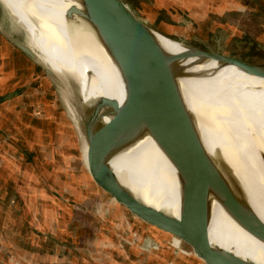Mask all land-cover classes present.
<instances>
[{"label": "bare ground", "instance_id": "bare-ground-1", "mask_svg": "<svg viewBox=\"0 0 264 264\" xmlns=\"http://www.w3.org/2000/svg\"><path fill=\"white\" fill-rule=\"evenodd\" d=\"M76 1L0 0V4L22 27L27 46L53 78L62 79L70 87L82 116L94 115L97 128L106 129L114 120L131 126L141 117L116 119V110L109 106L115 103L120 108H128L132 103L121 73L91 33L70 22L66 14L70 7L77 6ZM156 38L167 52L184 51L180 44L168 38L159 35ZM221 63L222 67L217 69L215 62H205L185 70L178 79V86L194 115L204 149L232 170L251 208L264 223V165L260 158V154L264 155V75L246 71L255 78L251 80L228 62ZM230 85L246 89L249 99L227 89ZM88 87L96 96L97 106L93 111L89 99L84 97L89 95ZM224 94L228 97L222 98ZM239 105L250 113L255 123L254 135L245 133L237 124ZM70 109L77 120L75 111ZM125 142L107 156L109 167L119 182H126L139 201L177 219L182 185L172 161L149 132H136ZM83 156L88 170L86 142ZM209 208L210 244L252 264H264V254L249 240L250 235L232 220L216 199H211Z\"/></svg>", "mask_w": 264, "mask_h": 264}, {"label": "rangeland", "instance_id": "rangeland-1", "mask_svg": "<svg viewBox=\"0 0 264 264\" xmlns=\"http://www.w3.org/2000/svg\"><path fill=\"white\" fill-rule=\"evenodd\" d=\"M132 1L142 8L149 0ZM165 1L157 0L154 8L156 10L168 8L170 3ZM249 1L254 3L257 0ZM138 16L141 17L140 14ZM172 16L173 12L169 11L162 13L161 18L170 20ZM142 18L146 20L145 15ZM239 20L241 39H227L225 31H219L211 40L196 42L190 28L184 27L185 24L182 22L175 25L174 30L184 32L183 35L173 36L174 39L198 50L264 67V12L261 10L257 15L247 12ZM18 24L0 4L1 30L26 44L25 32ZM146 24L150 25V22ZM152 26L161 30V24ZM224 28L226 30L227 27L224 25ZM0 45L3 46L1 42ZM31 62L33 65L26 66L27 75L18 83L17 80L12 82V87L26 85L16 91L12 90V97L8 100L0 101V113H3L0 118V129L3 131L0 134V142L3 140L9 143L10 147L16 150V152L12 150L11 153L17 157L23 155L20 158L23 159L22 165L25 167L21 172V175L25 176L17 177L16 180L6 179L0 183V194L9 193L5 200H0V208L3 207L2 203L5 204L3 211L0 210V264H50L48 259L43 263L35 260L41 261L42 258L44 260L45 255H51V251L55 249L58 254L54 253L66 260V250L60 249L61 246L70 244L73 238L79 239L78 236L72 235V231L78 232L77 229L84 231L82 223L95 222L99 218V213H103L104 218L108 219V207L111 206L110 200H113L94 183L86 168L83 156L85 139L78 120L70 113V107L75 111L76 117L81 115V112L74 103L70 87L62 79L46 75L41 67L32 60ZM228 63L238 69L236 71L255 80L253 75L248 73L249 70ZM226 88L248 99L250 97L246 89H238L233 85ZM13 93L16 94L15 97L20 95L21 99L19 101L14 99ZM84 97L87 101L89 99L93 111L97 106L94 101L95 93L89 88V95ZM227 97V94L222 95V98ZM237 108V124L245 133L254 135L252 130L255 123L247 108L240 105ZM14 174L16 175L12 172V176ZM121 184L134 194L126 182L121 180ZM16 192L17 195L18 192L21 193L20 198L15 196ZM106 219L99 221H108ZM97 227L96 231H88L90 236L86 237L87 240L98 241L102 237L100 234L107 236L108 240L113 239L111 232H106V229L99 230ZM116 232L115 237L124 238V242H130L134 235L137 240L136 247L146 251L147 262L150 260L153 264H187L185 261L188 258L184 253L189 252L188 247L183 243L179 244L177 239L173 241L169 235L152 229L141 221L132 220L127 226L117 228ZM80 233L82 234L81 231ZM33 241L40 245L39 249L33 245ZM55 245L60 247L57 248ZM86 249H88L86 252H89L92 247ZM109 251L103 255L100 252L96 253L101 259V264L109 259V253L119 261L121 255H124V251L121 254L118 249L114 252ZM134 254L137 255L135 252ZM88 255L94 254L89 252Z\"/></svg>", "mask_w": 264, "mask_h": 264}, {"label": "water", "instance_id": "water-1", "mask_svg": "<svg viewBox=\"0 0 264 264\" xmlns=\"http://www.w3.org/2000/svg\"><path fill=\"white\" fill-rule=\"evenodd\" d=\"M76 2L77 6L70 7L66 13L70 22L89 31L106 50L121 73L127 97L132 102L128 108H120L115 103L109 105L116 110V119L141 117L131 126L126 122H116L114 118L113 123L110 122L111 125L104 129L94 126V115L88 118L79 114L77 120L87 144L88 172L94 183L137 220L188 247L194 264H252L210 244L208 224L212 198L236 224L263 244L264 223L251 208L232 170L204 149L194 115L186 106L178 79L185 70L205 62H215L217 69L222 67V61H227L262 75L264 67L185 45L173 35L155 29L149 12L132 0ZM144 15L146 20L142 18ZM146 22H150L152 27ZM0 34L41 67L46 75L53 77L27 44L1 29ZM156 35L180 44L184 51L167 52L158 43ZM11 95L3 97V100L11 98ZM144 131L154 137L179 174L182 187L177 219L136 199L109 167L107 156L118 146L126 144L125 141L135 136L136 132L143 134ZM260 155L264 165V155Z\"/></svg>", "mask_w": 264, "mask_h": 264}, {"label": "crops", "instance_id": "crops-1", "mask_svg": "<svg viewBox=\"0 0 264 264\" xmlns=\"http://www.w3.org/2000/svg\"><path fill=\"white\" fill-rule=\"evenodd\" d=\"M155 2H157V0H149L148 3L144 4L143 7H145V9L149 12L151 18L150 20L154 24H161L163 27L161 28L160 26L161 31L165 30L164 32L168 34L178 35L180 37L184 32L181 33V31H175L174 29L176 28L175 25H178V23L182 22L185 24L184 27L187 29L190 28L196 42H202L209 39L211 40L219 31H225L227 39H241V20H239L241 16L247 12H252L256 15L261 13V10L264 12V0H257L254 3H251L249 0H166L165 2H169L170 4L168 5V8L162 10H156L154 8ZM169 11L173 12V18H170V20L161 18L162 13H168ZM224 25L227 27L226 30ZM184 30L186 31L185 28ZM243 33L245 35V32ZM0 42L3 44V46L0 45V101L3 102L8 100H3V97L10 95L12 90L16 91V89L26 85H14L12 87V82L17 80L18 83L22 77H25L27 75L26 66L31 65L32 62L27 56L12 46L10 42L1 34ZM15 96L16 94L13 96V98ZM19 96L15 97L14 99L19 101L21 99V96ZM2 115L3 113H0V118ZM1 132L3 131L0 129V134ZM4 146L7 148L5 149ZM12 150L16 152L15 149L10 147L9 143H5L3 140L0 142V183L4 182L6 179L16 180L17 177L25 176L21 175L24 167L22 163H24V161L20 157L23 155H19L17 157V155L11 153ZM14 157H17V159ZM12 158H14L13 161H11ZM12 172H15L17 176L15 174L12 176ZM18 193L19 194L17 195L16 192L15 196L20 198L21 193ZM8 195L9 193L7 192L0 194V200H5ZM110 201L111 208L108 207V219L104 218L103 213H99V218L95 222L90 224L82 223V228L84 231L80 229H77L78 232L72 231V235L78 236L79 239L76 240L73 238L70 244L66 243V245L61 246L60 249L64 248L63 250H66V260H63L62 257H58L59 255H57V249L51 251V255L46 254L44 260L43 258L41 261L38 259L34 260L38 263H43L48 259L50 264H101V259H99V256L96 255L97 252H100V254L103 255V253H106L107 250L114 252L116 249H118L121 254L124 251V255L120 254V261L119 259H114L113 255H111L109 251V259L105 262H102V264H148L149 262L153 264L150 260H148L149 262L146 261L145 257H148L147 254L145 255L146 251L140 249V247H136L135 244L137 240L134 235H132L130 242H124V238L121 239L120 237H115L117 235V228H121L125 225L127 226V224L132 220H139H137L127 210H125L113 200ZM2 205L3 207L0 208V210L3 211L5 204L2 203ZM102 219H106L108 221L103 220V222H100ZM95 227H97L99 230L106 229V232H111L113 239L108 240L107 236L100 234L102 237H100L98 241L91 239L87 240L86 237L90 236L88 231H96ZM249 237V240L254 244V246L264 254V244L258 242L251 236ZM34 244L35 242L33 241V245ZM35 246L37 249L40 248L39 244H35ZM55 246L57 248L60 247L59 245ZM88 247H92L89 252H93L94 255H88L89 252H86L88 250L86 248ZM142 251L144 252L142 253ZM134 252L137 253L136 256H134ZM78 253L80 255H78ZM184 254L188 258L187 261L184 260L185 263L194 264V261L188 252H185ZM139 255L143 258H141Z\"/></svg>", "mask_w": 264, "mask_h": 264}]
</instances>
